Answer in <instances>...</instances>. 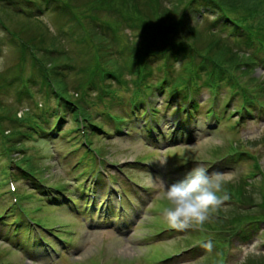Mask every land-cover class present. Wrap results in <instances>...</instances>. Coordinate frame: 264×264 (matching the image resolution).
<instances>
[{"label": "trees", "instance_id": "16d2710c", "mask_svg": "<svg viewBox=\"0 0 264 264\" xmlns=\"http://www.w3.org/2000/svg\"><path fill=\"white\" fill-rule=\"evenodd\" d=\"M33 1L49 4L56 12V18L66 15L70 22L66 23L68 28L62 25L54 33L49 28L50 24L37 22L38 18H34L36 14L29 7L33 5ZM207 1L218 10L220 18L213 26H206L204 29L192 23L193 18L188 14V6L190 3L194 4L195 0H0V11L8 19H25L28 22H22L21 33L10 28L9 22L0 13V31L5 33L4 37L10 44L17 46L20 53L19 64H26L31 59L32 64L44 72L43 84L52 87V94L57 97L59 105L72 113L78 107L77 100L68 90V82L62 75L66 73V69L75 68L76 51L70 48L71 44L73 45V41L75 47L86 44V49L83 50L86 53L91 51L97 57L95 69L91 70V76L82 85L102 88L109 75H116L114 71H110L111 67H108L106 60H103V51L106 46L112 47L117 42L124 46L123 43L120 44L123 35L128 41L126 47L131 59L127 65L138 75L134 80L137 90L143 83L147 84V78L151 77L144 71L148 69L150 56H158L164 59L163 69L162 65L160 68L164 76L160 84L165 80L167 85L170 83V86H181L187 91L190 88L194 92L203 86L219 89L227 85L232 93H236L235 97H242L248 109H253L258 102L264 103V77L255 74L258 67L264 66V0H230L228 4L224 0ZM25 6L28 8H24ZM127 30H131L133 35H125ZM225 30L229 31L230 37ZM210 35H215L213 41L210 40ZM4 37L0 36V48ZM17 37L19 40H15ZM179 50L185 51V58H188L184 68L176 70L172 64V56ZM56 51L62 54L63 61L60 63L57 59L60 57L51 58V64L48 65L45 59ZM100 66L103 68L100 69ZM149 71L147 70L151 73ZM2 103L0 100V105ZM47 109L48 107H44L43 112ZM53 111V108L47 110L48 113ZM40 117L30 112H24L21 117L16 115L15 119L21 124L12 134L18 139L23 138L27 131L22 130V123L36 124ZM15 145L12 147H18ZM229 146L233 158L240 159L248 154L240 146ZM255 168L257 171L261 170L257 161ZM244 179L237 178L226 185L231 196L226 206L229 209L225 212V206L222 205L218 213L230 220L212 217L207 223L211 229L222 231L214 239L217 240V249L220 251L229 243V236L226 234L228 231L238 233L243 224L248 223L247 227L251 228L264 219V186L256 188L253 185L249 189L248 182ZM259 260L260 258H255L253 262L264 264V259L260 260L261 263Z\"/></svg>", "mask_w": 264, "mask_h": 264}, {"label": "rangeland", "instance_id": "374dc122", "mask_svg": "<svg viewBox=\"0 0 264 264\" xmlns=\"http://www.w3.org/2000/svg\"><path fill=\"white\" fill-rule=\"evenodd\" d=\"M187 1V0H186ZM230 0H224L227 4ZM198 5V2L192 4L188 7L189 13L191 14V17L193 18V21L195 23H199V26L204 28V26L211 22L212 19L216 17L215 14H209L204 19H199V14H194L195 6ZM38 7V6H34ZM207 7V4L202 3L201 4V10L205 9ZM0 13L3 14L4 19L6 22H9L10 28H15L16 31H19L22 33L23 24L24 21L25 24L28 22L25 21V19H21V21H16L14 18L13 20H10L6 17L5 13L0 11ZM37 22H40L44 25H49L52 30L57 31V29L64 25L68 28V24L70 23L68 20V17L66 15L62 16L60 19L56 18L54 16H42V19L36 20ZM20 25V26H19ZM19 26V27H18ZM71 26V25H69ZM4 34L2 31H0L1 38L4 37ZM133 35L131 30H127L125 32V35L128 36ZM83 35V34H81ZM80 35V36H81ZM124 36V35H123ZM11 39L12 37L9 36ZM16 38V37H15ZM18 38V37H17ZM215 38V35H210V40L213 41ZM125 39V36L124 38ZM1 44V43H0ZM94 43L92 42L91 45ZM86 44L76 45L75 48L72 46V50L76 51V57L74 63L76 66H80L81 70L82 67L85 69H88L91 71L92 69H95V65L97 63V57L96 55H93V52L86 53L83 49H86ZM0 84L3 85L0 90V100H2V105H0L1 110L0 112L5 116L3 120V125L7 127L13 126L14 119L13 116L18 111L22 113L23 110H26L29 106L34 108V112H40L41 106H36V101L40 102L44 96H41V93H36L34 101V97L28 96V95H22V97H18L19 94L17 92L20 91V85L22 86L26 80L29 79H36L37 81H42V74L40 70L36 69V66L34 67L32 64L27 63V67L23 70L18 68V63L20 60V53L19 50H16L12 44L8 42V39L4 37L3 39V45L0 48ZM106 50V58L109 65H112L114 68L116 66V69L119 70L124 67L125 63L128 61V55H123L115 52L116 50L113 47H107L104 49L103 53ZM114 51V53L110 51ZM111 53V54H109ZM104 58L103 60H105ZM177 66L183 67L182 61L177 64ZM30 67V68H29ZM100 68H103V66H100ZM180 68V67H179ZM178 68V69H179ZM263 70H258L257 75H262ZM131 76V74H127L126 76ZM88 71H75L72 73L69 77V87L68 90H70L71 94H74V87L75 85H79L82 82H86L88 78ZM12 78L19 79L16 81L17 83L13 84L11 88L4 87L6 82ZM24 81V82H23ZM109 82H114L112 80H109ZM112 85H118L117 83H112ZM116 87V86H115ZM123 87V86H122ZM119 93L123 97H127L128 93L132 91L131 88H119ZM225 93H228L229 91L227 89L224 90ZM204 95L202 96V101L204 100V97H207L210 95V92L204 90ZM130 95V94H129ZM108 98V97H107ZM116 97L110 98L111 104H108L109 108H115L117 109L118 103H116ZM97 99H99L97 97ZM165 99V98H164ZM50 105H56V100L54 98H51L49 101ZM207 104H203V107L201 111L199 112L198 116V124L191 122H186V127H188L189 130L193 133V138L190 139L191 135H186L183 131H180L179 137L181 142L179 144H175L176 149H170L169 151L174 152H181L182 150H185L186 153H188V156L192 158H215L216 155L214 152L217 150L218 147L225 148L230 145V143H236L237 145H240L239 143L242 142L244 144L241 145L242 150H250L254 151L256 153L260 154V158H262L263 163V170H264V145L259 143H264V118L263 116H258L256 119L249 120L244 127L242 128L241 132L238 133V131L234 128H230V126L225 123V121L222 123V126L219 128H214L213 126L208 124V121L206 119V108ZM173 111V108L171 109ZM31 112V111H30ZM97 109H92L91 114L97 117ZM71 115H69L68 121H66L65 127L72 128V122L70 119ZM166 117H163V121L165 122ZM169 121V118H167ZM98 120H101L99 118ZM211 122V121H210ZM166 125L168 122H165ZM133 130L131 131V136H121V137H110V138H101L100 141H95L97 145H101L104 149H106L105 154L114 159L119 161H124L126 158L130 157H136V156H143L145 154L150 153L151 158L154 159V162L161 168V171L169 172L174 177H179V172H173L169 171L174 165V162L170 160L171 158L168 157V152L166 153L167 156L161 157L159 156V150H154V148L151 145H147L146 141L143 139L144 134H146V131L142 128H140L136 123L132 125ZM163 138V137H162ZM162 142H165V139H162ZM27 146H29V154H31L35 158V165L40 166V170H45L47 172V176L49 178L50 183H57L58 181H55L54 178L62 179L63 181H68L71 184L76 183L79 181H82L84 178L81 177L80 172L76 170L70 169V164L72 161L66 160L63 158V153L66 152V150H69L71 147V144L66 142L64 139H56V140H41L39 142H27ZM247 146H246V145ZM0 151H1V145H0ZM28 151V149H26ZM31 151V152H30ZM54 156H57L55 158ZM179 164V163H178ZM0 165H2V168L8 165V160L5 159L1 161ZM253 162H250V160H242L239 163H233L230 165V170L225 171L223 173L229 174L230 178H237V176L248 175L250 170L253 168ZM43 168V169H42ZM70 170V173H69ZM187 170V168H186ZM190 171V170H188ZM187 171V172H188ZM173 172V173H172ZM186 172V171H185ZM175 173V174H174ZM222 173V172H221ZM140 178H142L143 181L148 182L152 184L153 186H159L161 184V181L164 180L163 176L160 175H149L147 176L146 173L140 172L137 173ZM78 179H74V178ZM264 178V175L257 177V180H260ZM1 190V189H0ZM28 192H31L32 189L27 186ZM2 204V200H0V205ZM24 204L27 207H36L38 205H44L43 202L40 203V200L38 197H36V201H24ZM55 208V207H54ZM53 208V209H54ZM228 209V208H227ZM51 210V208H50ZM55 210V209H54ZM34 211V210H33ZM52 211V210H51ZM261 210H258V213ZM56 214H52L49 212V209L44 207V210L39 212L41 217H44L46 219V222L49 224L55 223V222H67L70 223L69 218L67 214H64V210H55L52 211ZM243 212V216H245ZM259 215V214H257ZM244 219V218H243ZM151 219H149L146 216V219L140 220L137 226L133 228L132 231H128L127 237L122 236H116V234L113 233H101V232H88L87 228L84 226L79 225L77 227L78 232L74 234L73 240L75 244H80L81 250L73 257L74 261H85L86 258L89 257V255L97 252L101 253L100 256L105 257V262L108 264H142V257L145 256L146 253H152L151 260L155 259L157 255L159 257L163 256L165 253H168L172 250H175V246H178L176 249L180 248L181 246L186 245L185 243V237L183 238H175L173 241L169 243V241L166 240H159L158 244L155 246H146L144 243V240L148 238L147 236H151L154 234L153 231L145 230L144 227H146L147 223H150ZM138 222V221H137ZM12 223V221L10 222ZM262 230L258 231L257 233H253L251 235L250 240H235L233 242L232 247L230 248V256H229V264H241L245 262V258L248 257L249 259L251 257H255V254H261L264 253V246H261L264 244V224L261 228ZM187 232V231H186ZM181 232V234L186 235L188 233ZM189 233H192L194 231H188ZM130 233V234H129ZM129 236V237H128ZM190 237V235L188 236ZM195 239V237H194ZM28 239H26L27 241ZM3 241V240H2ZM25 241V239H24ZM25 241V242H26ZM29 243V242H28ZM82 243V244H81ZM184 243V244H183ZM0 244H1V238H0ZM24 244H27L24 243ZM85 244V246H84ZM7 248H9V254L6 253L2 256H0V264H41L33 261V259L29 258L25 251H22L21 248H13V246L9 243H6ZM155 247H159L156 249ZM175 247V248H173ZM6 247H2L0 245V251L4 252ZM158 251V252H157ZM201 258L192 264H208V260L211 259L212 256H214V249L212 248L210 251L205 250L203 252ZM253 255V256H252ZM260 255L256 256L259 257ZM71 262H74V261ZM46 262L45 264H52V262L48 261V259L44 258L43 260ZM41 262V261H40ZM69 261V258L66 257L63 258L61 261H59L58 264H71Z\"/></svg>", "mask_w": 264, "mask_h": 264}, {"label": "clouds", "instance_id": "9594fccd", "mask_svg": "<svg viewBox=\"0 0 264 264\" xmlns=\"http://www.w3.org/2000/svg\"><path fill=\"white\" fill-rule=\"evenodd\" d=\"M230 179L227 173H209L203 164H198L174 183L165 185L161 181L168 202L162 214L168 226L178 232L203 230L204 225L230 200V193L226 190ZM203 247L210 251L213 247L211 240Z\"/></svg>", "mask_w": 264, "mask_h": 264}]
</instances>
